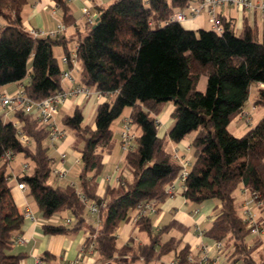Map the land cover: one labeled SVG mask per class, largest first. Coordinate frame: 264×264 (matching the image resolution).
Returning <instances> with one entry per match:
<instances>
[{"label":"trees","instance_id":"trees-1","mask_svg":"<svg viewBox=\"0 0 264 264\" xmlns=\"http://www.w3.org/2000/svg\"><path fill=\"white\" fill-rule=\"evenodd\" d=\"M33 0H0V15L6 24L0 28V87L23 80L26 96L41 100L61 88V67L52 47L66 49L67 40L36 38L21 27L23 7ZM65 12V0H53ZM189 0H114L100 7L87 22V31L77 38L76 60L81 69V84L102 95L112 93L110 101L98 104L94 127L83 123L82 111L75 107L61 117V123L73 130L80 143L81 169L77 187L52 185L48 130L20 110L15 111L20 128L28 138L23 144L12 121L0 116V264H19L24 253L10 254L13 233H19L24 216L11 195L5 164L6 151L22 154L33 164L30 173L18 177L45 218L68 210L72 224L46 223L48 234L87 229L84 246L93 249L106 264H155L162 255L174 253L177 264H196L191 250L181 239L162 235L173 227L185 230L171 220L157 231L150 216L136 218L135 224L148 235L143 244L117 245L116 230L129 219V212L145 201H162L167 187L177 177L181 165L165 149L157 134L155 116L162 106L173 101L174 123L168 139L181 141L191 132V165L182 196L200 204L208 199L218 202L216 215L205 237L216 242L231 240L226 262L264 264V242H247L251 227L236 208L233 192L239 185L248 189L264 219V113L243 135L228 130L249 97L252 84L264 82V41L254 29L245 26L236 34L231 23L218 18L222 30L185 29L180 22L169 21ZM97 26L92 28L95 22ZM67 55L68 52L65 51ZM206 77L205 90H197L200 75ZM254 105L264 110V89L258 87ZM125 107L139 127L133 148L125 154L131 178L106 186L98 194L97 177L103 169L102 150L110 143V124ZM31 142V145L29 143ZM98 205L97 226L85 221L82 197ZM260 230V229H259ZM262 246L258 257L254 251Z\"/></svg>","mask_w":264,"mask_h":264},{"label":"crops","instance_id":"crops-1","mask_svg":"<svg viewBox=\"0 0 264 264\" xmlns=\"http://www.w3.org/2000/svg\"><path fill=\"white\" fill-rule=\"evenodd\" d=\"M65 12L55 5L53 0H33L26 4L21 12V27L30 33V31H43L45 35H32L36 38H47L46 33L55 30L58 25H62L63 29L58 35H62L66 40V49L62 46L59 57L57 58L53 52V56L56 58L61 69H68L73 74L72 81L60 79V85L63 88H68L75 84H81L80 79V65L76 60L75 64H64L61 58L66 55L65 51L73 52L77 48V38L82 36L87 31V22L93 19L100 7H104L114 0H65ZM198 0H189V2H196ZM83 8L87 9V12H83ZM186 14V19L180 24L188 30L197 31L199 29H210V23L208 21V14L201 12L199 15L190 16L185 8L181 9ZM177 11V10H176ZM216 15L218 18H223L229 21L236 34H240L245 26L254 29L257 33L259 40L264 41V15L258 9H246L238 8L232 5H222L216 8ZM6 19L0 15V28L6 24ZM56 36H52L54 38ZM58 46V45H56ZM58 55V54H57ZM29 76L27 75L23 80L7 84L0 87V91L5 94L14 95L28 82ZM254 85V88L250 87V94L240 113L237 116L236 121L230 122L228 128H232L234 136H238L236 131L242 130L239 120H245L249 127L254 117L258 119L263 115L264 110L254 105V97L257 93L258 86ZM251 85V86H252ZM252 93V95H251ZM113 96L108 100L105 97H97L94 94L89 97L75 96L65 100L58 109V113L55 116V123L57 127L62 128L65 131V137L59 140L54 145H51L46 139L45 144L48 146V154L51 158L52 171L49 178V183L52 185H71L77 187L78 183L75 178L78 179V174L81 169L80 162V143L77 140L75 132L61 123V117L65 114H70L75 107H79L83 115V123L94 127V116L96 108L102 101H110ZM174 109L173 101L166 102L160 112L155 116L159 119L160 125L157 127V134L165 141V149L171 155L176 151L180 157H191L190 143L195 135L188 138L185 136L179 142H173L168 139V132L174 123L172 117V111ZM131 108L125 107L121 115L113 120L110 124L112 131V139L110 143L102 150V163L103 170L97 177L98 182V194L102 195L106 186L117 185L119 181H123L131 178V174L125 165V152L120 148L119 141V129L122 120L125 117H129ZM250 112L251 119L247 122L245 113ZM0 116L5 121H12L13 123L20 121L16 118L15 112L4 114L0 111ZM232 123V125H231ZM248 127V129H249ZM246 129V128H245ZM138 134L140 133L139 127H137ZM31 145V142L29 143ZM33 146V145H31ZM64 154L62 158L61 155ZM192 160V159H191ZM190 160V161H191ZM5 164V172L7 175L8 185L11 187V195L18 210L23 213L25 210H29L34 216L35 220L24 218L21 231L19 233H13L12 244L9 250L10 254L24 253V257L19 264H66L68 261L77 259L78 264H106L105 261L99 259V256L94 250L91 252H80L79 249L84 246L85 240L89 236L87 229H80L76 232L48 234L43 230V225L46 223L62 224L67 227L70 225L65 224L67 218H73L68 210L56 213L50 218H45L38 210L35 201L28 194V187L20 189L17 187L18 177L27 172L29 168L33 167L30 160L23 157L22 154H13L8 161H2L1 164ZM28 165V169L22 172L24 164ZM121 163V166H120ZM115 165V166H114ZM118 171L116 172V168ZM123 167V168H122ZM54 169H58L64 172L62 178H58ZM108 176H112L110 180H107ZM117 179V180H116ZM173 191L168 194L162 201L156 202V212L150 214L151 227L153 231H157L162 225L167 224L171 220L178 222L185 230L176 229L173 227L167 233L162 235V240L166 241L170 237L181 239V244H187L190 247L191 255L190 259H197L203 246H207L208 254L210 257L219 256L221 262L225 263L228 259L231 251V240H224L222 242H216L204 236L203 232L209 228L212 220L216 215V207L218 202L214 199H208L200 204L193 203L185 199L182 196L183 188L176 182V178L173 181ZM172 182V183H173ZM171 183V184H172ZM239 192L242 193L238 197L237 207L243 209L246 205L240 204L242 198H246L248 189L242 185L239 187ZM250 193V192H249ZM238 194V193H237ZM245 194V195H244ZM251 195V193H250ZM235 200V197H234ZM244 200V199H243ZM242 205V206H241ZM197 210V212H196ZM136 209L129 212V219L119 225L116 230V242L117 245H124L127 243L143 244L147 243L149 238L147 233L140 231L135 224ZM238 211V210H237ZM261 215L259 210H256ZM85 221L97 226L96 215L88 212L86 206L83 213ZM74 220V219H73ZM261 221V220H260ZM260 232L258 236L253 239V242L261 238L264 235V223L260 225ZM25 237L27 242H22L19 237ZM248 242V241H247ZM220 243V248L217 247ZM249 243V242H248ZM252 244V243H249ZM253 256L255 258L257 255ZM175 259V257H174ZM232 264H242L241 261H235Z\"/></svg>","mask_w":264,"mask_h":264},{"label":"built area","instance_id":"built-area-1","mask_svg":"<svg viewBox=\"0 0 264 264\" xmlns=\"http://www.w3.org/2000/svg\"><path fill=\"white\" fill-rule=\"evenodd\" d=\"M222 5H232L238 8H246V9H258L264 15V0H198L196 2H189L185 9L187 10L190 16L199 15L201 12H206L208 14V21L210 23V29L215 30L216 32H220L222 30L221 24L219 23L218 17L216 15V8ZM83 12L86 13L87 9L83 8ZM186 19V14L183 10L175 11L169 18V21H177L182 22ZM92 20H89L91 22ZM63 26L58 25L55 30L49 31L46 33L47 36H56L62 31ZM31 35H45L43 31H30ZM62 63L64 64H75L76 62V50L73 52H69L67 55H64L61 58ZM74 78L73 74L68 69H63L60 74V79L72 81ZM257 86L261 89H264V82H258ZM95 95L97 97H105L108 100L114 96V94L109 93L102 95L101 93L88 88L83 84H75L68 88L61 87L60 90L54 94H51L41 100H32L28 98L24 92V87L18 90L14 95L5 94L4 92L0 91V111L4 114H8L10 112H15L16 110H20L24 114L30 115L32 119L36 120L39 124H42L47 130V140L51 145H54L59 140L65 137V131L62 128L57 127L54 119L58 113L59 106L68 98H72L75 96H84L89 97L91 95ZM245 117L247 122L250 121L251 116L250 113H245ZM17 129V135L20 141L23 144L28 143L27 136L22 133L20 128V123L15 122L13 123ZM154 124L156 127H159L160 121L157 117H155ZM138 135L137 127H134L130 117H125L122 120L120 129H119V141H120V148L125 153L130 151L133 148L135 139ZM12 153L10 151H6L1 159L2 161H8L12 157ZM64 157V154L61 155ZM173 159L177 161L180 165V171L176 177V182L184 188V183L187 178L189 168L191 165V161L188 157H180L176 151L172 155ZM28 169V165L25 163L22 167V172ZM116 172L118 171V167L115 169ZM54 172L57 174L58 178H62L64 172L58 169H54ZM112 176H108L107 180H110ZM117 180V179H116ZM120 182V181H119ZM17 187L20 189L27 188L24 182H18ZM174 182L167 187V194H170L173 191ZM88 212L96 215V224H99L100 220L98 219V205L89 201L87 198L81 196ZM251 198L257 204V207L261 206V201H256L255 196L251 195ZM136 218L147 216L156 212V203L155 201H145L139 204L136 207ZM197 212V210H196ZM246 216V220L249 223V227H251V232H257L260 229V224L264 223V219L262 221H255L253 215H251L249 210L244 212ZM24 218H29L35 220V216L29 211L25 210L23 212ZM73 222V218H67L65 220L66 225H70ZM19 240L22 242H27L28 239L21 236ZM93 243L88 247L85 246L79 249L80 252L89 251L91 252L93 249ZM217 247L220 248V243H218ZM191 260V259H190ZM196 264H231L230 262H221L219 256L210 257L208 254L207 246H203V250L200 256L193 260ZM66 264H78V260L68 261ZM170 264H177V260L174 259L170 262Z\"/></svg>","mask_w":264,"mask_h":264},{"label":"rangeland","instance_id":"rangeland-1","mask_svg":"<svg viewBox=\"0 0 264 264\" xmlns=\"http://www.w3.org/2000/svg\"><path fill=\"white\" fill-rule=\"evenodd\" d=\"M61 49H62V47H59V46H53V52H54V54H55V56L57 57H59V54H60V52H61ZM58 54V55H57ZM57 57V58H58ZM205 84H206V77H205V75L204 74H201L200 75V78H199V81H198V83H197V85H196V88H197V90H199V91H201V92H203L204 90H205ZM254 88V85H252L251 86V89H253ZM251 95H252V93H251ZM253 96V95H252ZM250 113V112H249ZM237 116L239 117V115H236L232 120H231V122L232 121H236L238 118H237ZM257 122V119L254 117V119H253V121H252V123H251V125H254L255 123ZM239 124H240V127H242V130H238V131H236L237 133V135L238 136H241V135H243L247 130H248V127H249V125H248V123H246L245 122V120L243 119V120H239ZM231 125H232V123H231ZM246 128V129H245ZM250 128V127H249ZM228 130H229V132H232V128L231 127H229L228 128ZM194 131L193 132H191V133H189V135L187 136L188 138H191L193 135H194ZM190 160H191V157L189 158ZM115 166V165H114ZM120 166H121V163H120ZM123 168V167H122ZM103 170V169H102ZM31 171V168H29V170L27 171V172H30ZM75 181H77V179L75 178ZM241 185H239L237 188H236V190L233 192V196L235 197V205H236V208H237V210H238V213H239V215L242 217V218H246V216L244 215V212L246 211V210H249L250 211V213H251V215H253V218H254V220L255 221H260L261 220V215H259L258 213H257V211L256 210H259L258 209V207H257V204L255 203V201L251 198V195H250V193L249 192H247L248 194H247V196H246V198L244 197V198H242L241 199V202H240V204H243V201L245 202V200H246V205L247 206H245L243 209H240V208H238L237 207V205H238V195L239 196H241L242 195V193L241 192H239V187H240ZM238 193V194H237ZM245 195V194H244ZM244 199V200H243ZM242 206V205H241ZM262 221V220H261ZM262 224V223H261ZM260 224V225H261ZM260 231H257V232H250V234L247 236V241L249 242V243H253V239L256 237V236H258V233H259ZM261 238L264 240V235H261ZM262 246H260V247H258L255 251H254V255H257L258 254V252L262 249L261 248ZM174 260V253L173 252H169V253H167V254H164V255H162L161 256V258L158 260V261H155V264H170V262L171 261H173Z\"/></svg>","mask_w":264,"mask_h":264},{"label":"water","instance_id":"water-1","mask_svg":"<svg viewBox=\"0 0 264 264\" xmlns=\"http://www.w3.org/2000/svg\"><path fill=\"white\" fill-rule=\"evenodd\" d=\"M98 22L96 21L95 24L92 26V28H94L95 26H97Z\"/></svg>","mask_w":264,"mask_h":264}]
</instances>
